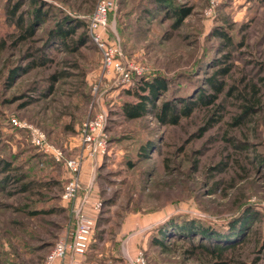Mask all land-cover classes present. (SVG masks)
Wrapping results in <instances>:
<instances>
[{"label":"rangeland","instance_id":"1","mask_svg":"<svg viewBox=\"0 0 264 264\" xmlns=\"http://www.w3.org/2000/svg\"><path fill=\"white\" fill-rule=\"evenodd\" d=\"M33 1L0 0V264H43L73 229L80 204L95 218L83 264L139 252L146 264H264V0H110L104 34L145 70L127 89L157 75L168 82L158 104L213 99L176 125L152 112L123 115L122 104L135 98L104 69L90 40L79 43L84 28L64 48L50 39L64 16L88 32L101 0H37L45 15L15 42L8 7L19 4L29 23ZM169 4L190 8L177 27ZM101 110L107 151L89 158L79 129ZM11 117L38 129L59 159L33 145ZM70 160L78 162L75 173ZM71 177L79 188L66 200ZM187 220L228 236L233 247L222 258L202 250L217 243L179 229Z\"/></svg>","mask_w":264,"mask_h":264},{"label":"built area","instance_id":"2","mask_svg":"<svg viewBox=\"0 0 264 264\" xmlns=\"http://www.w3.org/2000/svg\"><path fill=\"white\" fill-rule=\"evenodd\" d=\"M214 1V0H213ZM113 9V3L110 0H101L95 12L89 17L88 37L89 40L99 50L104 69L107 72L113 71L114 75L121 86H129L134 76H140L145 70L135 63L125 61L119 51L116 43L109 41L104 34V28L107 22L108 13ZM106 119V113L101 110L95 115V118L84 121L80 126V135L82 138V146L89 158H95L98 155L106 153V140L102 133ZM10 124L14 127L27 128L30 141L43 149L45 153L51 154L57 160L58 152L51 150L45 140L44 135L36 128L19 122L16 118L9 119ZM67 168L73 173L77 171L78 162L70 160L67 162ZM79 188L78 180L70 178L66 185L62 197L71 200L76 197ZM99 205L95 204L97 208ZM95 226V218L85 212L81 206L75 209V224L70 232L57 238L51 251L44 258L43 264H83L84 256L92 240L93 230ZM100 264H146L143 261L141 253L130 258L129 256L115 261H109Z\"/></svg>","mask_w":264,"mask_h":264},{"label":"trees","instance_id":"3","mask_svg":"<svg viewBox=\"0 0 264 264\" xmlns=\"http://www.w3.org/2000/svg\"><path fill=\"white\" fill-rule=\"evenodd\" d=\"M155 3L160 5H165L169 2V0H153ZM37 2L39 1L35 0L32 2V5L34 7V11L30 13L31 15V22L25 23L23 20V17L18 15L17 11L19 8V4H13V6H9L7 13L8 18L11 22L16 24L18 27L19 33L15 35V42L21 41L24 39H27L28 36H31L34 32V26L38 25V22L41 21L42 17L45 15V13L41 12L39 8H36ZM169 10L172 12L173 17L176 19V24L174 27H177L180 25L183 20L189 15L190 8H173L171 4L167 6ZM81 27L84 28L82 39L79 40V43L83 40H89L88 32L85 29V24L82 21H76L70 20L68 16H64L61 18V20L56 24V27L53 30L49 31L50 39H53L55 43L61 45L63 48L67 47V44L72 40L71 36L74 35L77 31V29ZM223 38L226 42L230 41L229 36L225 33L222 34ZM76 42V41H75ZM34 63V62H33ZM32 63V66L35 64ZM220 72L221 74L226 75L229 72V68H224L222 70H218L216 73ZM208 81L213 86L216 93L222 92V83H217L214 77L209 78ZM168 82L157 75L152 76L149 79H142L138 82V86L135 90L131 92V90L126 88V93L130 96H133L135 98L134 101L130 102H124L121 106L122 113L127 119H137L140 118L150 112H152L157 120L164 125L171 124L176 125L179 123V120L182 117H188L193 112L195 107H197L200 104H210L213 102V99H208V97H204L203 95H199L197 97L196 101H186L183 97L175 98L179 99L181 105L177 106L175 100H164L162 103L158 104L157 99L159 97H162L165 95V93L168 90ZM140 90V92H139ZM142 91V92H141ZM215 98L216 96H212ZM149 148V147H148ZM148 148L143 147L142 150L145 152ZM142 154V152H140ZM145 153H143L144 155ZM10 166L9 163H5V170L8 169ZM242 222H244V219H242ZM234 223L232 222V225ZM183 232L199 236L207 241H212L213 243L216 242L215 246L212 247L209 246H202V250H205L206 252L209 251L210 253H213L215 257L222 258L224 253L231 249L233 246L230 244H226V242L229 241L228 236H224L220 234L219 232L213 230L211 227L208 226H195L193 221L187 220L186 222L182 221V224L180 225ZM160 238L161 235H165V232L159 231ZM159 238V240H154V243L156 245H160L162 243V240ZM230 243V242H228ZM228 245V246H227ZM230 245V246H229ZM90 248V245L88 249Z\"/></svg>","mask_w":264,"mask_h":264},{"label":"crops","instance_id":"4","mask_svg":"<svg viewBox=\"0 0 264 264\" xmlns=\"http://www.w3.org/2000/svg\"><path fill=\"white\" fill-rule=\"evenodd\" d=\"M116 240H118L117 238H116ZM129 256V255H128Z\"/></svg>","mask_w":264,"mask_h":264}]
</instances>
